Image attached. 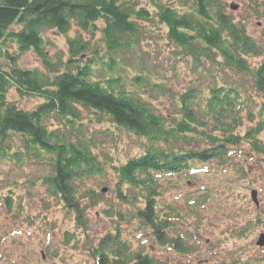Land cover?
Returning <instances> with one entry per match:
<instances>
[{"label":"trees","instance_id":"1","mask_svg":"<svg viewBox=\"0 0 264 264\" xmlns=\"http://www.w3.org/2000/svg\"><path fill=\"white\" fill-rule=\"evenodd\" d=\"M177 1L179 7L173 0H152L151 12L140 5V0H0V159L13 158L21 163L31 156L46 161L49 172L41 181L54 201L62 204L61 210L74 215L76 223L73 232L63 231L62 244L74 241L86 248L91 260L86 264H170L148 252L142 236H150L151 247H163L181 256L195 255L188 237H199L177 227L182 211L180 206L163 201L161 179L209 173L212 162L219 168L232 169L240 179H249L245 168L234 161V146L247 143L264 157V142L259 138L264 112L258 125L244 133L237 131L242 110L254 104L247 89L264 93V60L256 65L248 59L261 56L264 44L247 31L246 22L227 11L224 0ZM244 2L252 16H264V0ZM153 17L158 25L166 26L165 37L175 53L191 57L193 66L215 74L206 89L200 83L201 87H189L180 93L172 116L156 112L141 98L149 90L150 77L144 67L129 80L135 91L125 89L123 77L116 73L122 53L139 50L145 36L140 20ZM73 23L87 31L90 40L79 33L68 36L69 57L65 63L51 62L44 50L43 30L55 29L65 35ZM92 45L94 51H89ZM101 46L105 54L99 50ZM28 50L38 55L44 70L18 65V59ZM87 52L90 57L81 63L79 57ZM98 61L107 78L92 77ZM11 89L18 96L38 95L44 101L36 109H24L8 97ZM153 89L159 90L155 86ZM79 105L88 109L89 120H107L143 139L144 150L119 165L102 160L93 149V136L82 135L85 125ZM51 118L57 127L47 124ZM11 134L19 135L24 151L10 144ZM105 164L112 167L116 177L111 197L105 196V188L96 190L85 185L87 179L103 175ZM12 194L8 187L2 202L8 210L12 206L20 209V198L13 199ZM200 197V203L207 200L206 194ZM102 205L105 207L97 214L110 224L94 240L86 227L89 211ZM31 220L26 216L29 224ZM127 223L132 225L131 231L122 228ZM79 229L81 243L77 239ZM127 231L137 240L134 248ZM257 261L261 259L248 258L241 264Z\"/></svg>","mask_w":264,"mask_h":264},{"label":"rangeland","instance_id":"2","mask_svg":"<svg viewBox=\"0 0 264 264\" xmlns=\"http://www.w3.org/2000/svg\"><path fill=\"white\" fill-rule=\"evenodd\" d=\"M165 1V0H162ZM227 3V11H230L236 20H243L247 24V31L264 44V16H252L249 8H246L244 0H224ZM177 4V0H173ZM238 4L234 10L231 5ZM140 5L148 10H153L152 0H140ZM153 20L142 22L145 28V36L141 39L139 50L136 52L122 53L120 61L121 74L125 81V89L136 90V86L129 80L139 68L144 67L149 73V90L140 96L148 101L151 107L158 113L172 116L175 114L177 98L180 93L189 87H201L206 89L212 83L215 75L212 71L202 67L193 66L191 57L175 53L166 40V26L160 24L155 17ZM17 28V26H14ZM79 33L84 40H90V34L81 30L73 23L70 31L63 35L58 31L44 29V50L48 53L51 62L65 63L69 57L66 38L74 37ZM99 35V34H97ZM97 39V38H95ZM12 48L11 50H13ZM101 53L103 47L99 48ZM89 51H94L93 45ZM91 53L80 56L81 63L90 57ZM252 64L264 60V52L261 56L249 57ZM5 63V58L2 57ZM21 68L44 70L43 63L32 50L23 53L18 59ZM206 65H209L206 63ZM104 66L98 61L94 65V77L96 80L107 78ZM155 83V84H154ZM153 84V85H152ZM152 85V86H151ZM159 90H154L153 87ZM160 86V87H159ZM246 92L254 97V104L250 109L244 108L237 122V131L244 133L252 125L262 118L264 112V93L256 94L250 88ZM138 95V94H137ZM11 100H17L24 109H36L37 105L44 101L38 95L18 96L15 89L8 93ZM80 114L84 117L82 135L93 136L94 151L102 160L110 162L112 166L123 164L127 159L140 154L143 148V139L131 134L124 129H118L109 124L107 120L97 122L88 119L91 114L88 109L79 105ZM249 112V113H248ZM47 124L57 127V122L51 118ZM48 125V126H49ZM259 138L264 142V126ZM11 145L21 147L19 135H12ZM199 146H206L200 143ZM234 161H238L248 172L249 179H240L230 168H219L215 162L210 164L209 173H199L194 177H167L161 179L163 186L164 202H172L181 208L182 219L177 227L182 231L196 234L189 239L190 245L195 248V255H179L163 247H151L150 236L145 239L146 250L151 252L158 260L170 264H241L246 259H261L258 264H264V248L256 245L260 233H264V157L254 153L247 143L234 146ZM24 151V150H22ZM229 165V164H228ZM103 175H95L87 179L86 187L96 190L104 189L106 197H111L114 190L115 172L108 164L104 165ZM49 172L47 163L42 158L24 157L23 162L17 163L13 158L0 159V264H86L90 263L86 248L81 244L71 241L67 246L62 244L63 231L73 232L76 227L74 215L66 214L61 210L62 204L56 203L42 183V176ZM10 187L13 190V199H19L22 207L7 209V205L1 200L4 192ZM257 191L256 200L253 203L251 195ZM200 194H206L207 200L200 203ZM195 201V204L192 201ZM198 202V203H197ZM200 203V204H199ZM105 206H98L89 211V224L87 232L96 240L110 224V220L101 217L99 212ZM259 214V215H257ZM26 216L32 217L31 223L26 221ZM260 222L256 223V218ZM130 223L123 224L122 228L131 231ZM245 227H248L245 231ZM79 243L83 236L81 230H77ZM131 240V246H137V240L132 233H126ZM194 236V235H193ZM241 236V237H240ZM243 237V238H242ZM153 246V245H152ZM235 254H239L235 256ZM233 256H235L233 258ZM238 257V258H237ZM249 264V263H248Z\"/></svg>","mask_w":264,"mask_h":264},{"label":"water","instance_id":"3","mask_svg":"<svg viewBox=\"0 0 264 264\" xmlns=\"http://www.w3.org/2000/svg\"><path fill=\"white\" fill-rule=\"evenodd\" d=\"M231 8L235 9V8H237V5H235V4L231 5ZM256 195H257V192L255 190H253L252 199H254L255 203H256ZM256 244L259 246H264V233L260 234V236L258 237V239L256 241Z\"/></svg>","mask_w":264,"mask_h":264}]
</instances>
